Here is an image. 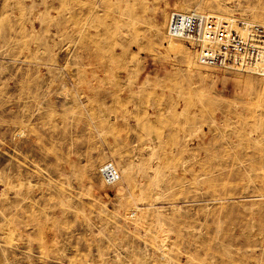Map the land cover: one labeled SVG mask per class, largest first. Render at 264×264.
<instances>
[{
    "label": "rangeland",
    "instance_id": "1",
    "mask_svg": "<svg viewBox=\"0 0 264 264\" xmlns=\"http://www.w3.org/2000/svg\"><path fill=\"white\" fill-rule=\"evenodd\" d=\"M180 4L264 24V0H0V264H264V77L172 51Z\"/></svg>",
    "mask_w": 264,
    "mask_h": 264
},
{
    "label": "built area",
    "instance_id": "2",
    "mask_svg": "<svg viewBox=\"0 0 264 264\" xmlns=\"http://www.w3.org/2000/svg\"><path fill=\"white\" fill-rule=\"evenodd\" d=\"M166 34L170 45L182 43L201 68L232 70L264 77V24L229 23L198 10L173 13ZM107 184L121 176L113 163L100 170Z\"/></svg>",
    "mask_w": 264,
    "mask_h": 264
},
{
    "label": "bare ground",
    "instance_id": "3",
    "mask_svg": "<svg viewBox=\"0 0 264 264\" xmlns=\"http://www.w3.org/2000/svg\"><path fill=\"white\" fill-rule=\"evenodd\" d=\"M175 9H176V11H174L173 13H182V12H185V11H187V7L185 6V5H183V4H180L179 6H177V7H175ZM172 13V14H173ZM171 14V15H172ZM220 19H222V20H224L223 18H221L220 17ZM229 23H231V22H229ZM170 47H171V49H172V51H174V50H176V48L174 47V46H172V45H169ZM251 87H253V83H251ZM134 184V183H133ZM135 209V208H134ZM170 246V245H169Z\"/></svg>",
    "mask_w": 264,
    "mask_h": 264
}]
</instances>
